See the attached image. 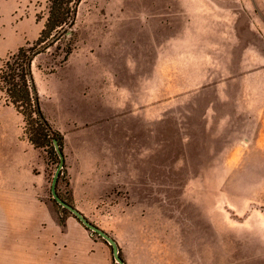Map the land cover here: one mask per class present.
<instances>
[{
  "label": "rangeland",
  "instance_id": "374dc122",
  "mask_svg": "<svg viewBox=\"0 0 264 264\" xmlns=\"http://www.w3.org/2000/svg\"><path fill=\"white\" fill-rule=\"evenodd\" d=\"M48 7L0 0V67L38 38ZM262 35L264 0H82L72 35L34 59L67 144L56 192L126 264H264ZM4 119L26 138L0 91ZM33 147L38 199L74 217L52 193L59 161ZM76 148L96 169L84 183ZM84 228L98 263L120 264Z\"/></svg>",
  "mask_w": 264,
  "mask_h": 264
},
{
  "label": "crops",
  "instance_id": "0c3cea01",
  "mask_svg": "<svg viewBox=\"0 0 264 264\" xmlns=\"http://www.w3.org/2000/svg\"><path fill=\"white\" fill-rule=\"evenodd\" d=\"M4 120L0 122V264H99L93 252L95 243L80 219L68 217L61 223L53 208L38 199L31 143L20 132L10 131L8 119ZM66 145L64 138V154ZM75 152L77 166L72 163V175L84 183L96 169L86 168L85 151L80 153L76 148ZM64 157L66 161V154ZM79 160H83V168Z\"/></svg>",
  "mask_w": 264,
  "mask_h": 264
},
{
  "label": "trees",
  "instance_id": "16d2710c",
  "mask_svg": "<svg viewBox=\"0 0 264 264\" xmlns=\"http://www.w3.org/2000/svg\"><path fill=\"white\" fill-rule=\"evenodd\" d=\"M81 1L47 0L48 15L38 38L20 46L0 67V91L5 96L6 103L23 117L27 139L34 147L43 149L48 159H57L59 163V150L64 155V135L44 114L32 64L39 54L72 35ZM57 48L61 49L60 45ZM71 51L70 44L66 57ZM60 222L63 223L64 220L60 218Z\"/></svg>",
  "mask_w": 264,
  "mask_h": 264
},
{
  "label": "water",
  "instance_id": "95a60500",
  "mask_svg": "<svg viewBox=\"0 0 264 264\" xmlns=\"http://www.w3.org/2000/svg\"><path fill=\"white\" fill-rule=\"evenodd\" d=\"M55 143H57L55 141ZM59 154H60V163H59V168L55 174V177H54V182H53V186H52V193H53V196L55 198V200L63 205L64 207L68 208L71 210V212L78 218L80 219V221L88 228V229H91V230H94L96 231L100 236H102L104 239H106V241L112 246L113 248V252H114V255H115V258L119 261L120 264H126L122 258L118 255V247H117V243L114 239H112L111 237L108 236V234L106 232H104L103 230H101L100 228L96 227L95 225H93L91 222L88 221V219L81 213L79 212L77 209H75L74 207H72L71 205H69L68 203H66L65 201H63L59 195L57 194L56 192V183H57V180H58V176H59V173H60V170L62 168V166L64 165V162H65V157L64 155L62 154V151L59 150Z\"/></svg>",
  "mask_w": 264,
  "mask_h": 264
}]
</instances>
